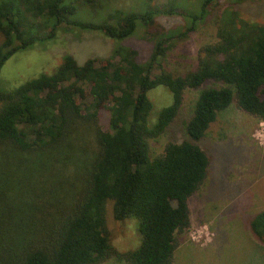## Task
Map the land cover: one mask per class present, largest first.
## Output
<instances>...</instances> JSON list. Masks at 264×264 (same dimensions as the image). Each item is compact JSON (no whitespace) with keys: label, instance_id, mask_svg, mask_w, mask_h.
Listing matches in <instances>:
<instances>
[{"label":"trees","instance_id":"obj_1","mask_svg":"<svg viewBox=\"0 0 264 264\" xmlns=\"http://www.w3.org/2000/svg\"><path fill=\"white\" fill-rule=\"evenodd\" d=\"M218 2L201 0L192 12L169 0L163 8L116 9L92 22L74 16L76 7L66 0H0V70L16 51L51 39L60 27L122 40L140 22L148 38L161 35L144 62L137 49L123 46L81 64L66 54L52 73L0 89V264H101L112 256L127 264L172 263L177 236L190 226L188 198L210 163L198 141L233 101L264 121V24L224 8L213 20L216 40L199 47L192 68L173 73L163 65L170 40L194 32ZM162 14L189 22L164 36L154 32ZM159 85L170 91L171 103L149 126L148 92ZM201 86L184 113V91ZM102 110L108 111L105 127ZM175 128L180 140L167 141L153 156L149 140ZM15 157L18 165H32L26 176L10 172ZM52 169L60 176L47 190L49 176L39 171ZM109 200L115 220L137 219L135 249L112 244ZM250 228L264 240V210Z\"/></svg>","mask_w":264,"mask_h":264},{"label":"rangeland","instance_id":"obj_2","mask_svg":"<svg viewBox=\"0 0 264 264\" xmlns=\"http://www.w3.org/2000/svg\"><path fill=\"white\" fill-rule=\"evenodd\" d=\"M66 2L76 7L74 16L78 19L102 22L109 12L116 9L140 12L149 6L162 7L169 0ZM176 2L182 9L193 12L201 0ZM224 8L236 11L238 18L244 21L264 24V0L242 3L219 0L209 12L212 15L205 22L199 21L194 32L183 39L174 37L170 40V48L163 61L166 69L173 73H183L194 66L199 47L216 40L213 20ZM155 19L154 32L164 36L183 30L189 22L179 14H162ZM160 36L158 34L148 38L140 22H137L133 33L122 40L106 37L98 31L77 28L66 30L60 27L51 39L36 41L16 51L5 62L0 70V89L7 92L42 73H52L66 54L72 55L81 64L87 58H107L115 46H123L137 49V60L144 62ZM202 88L184 91V113H188ZM148 97L152 107L147 123L151 126L160 109L171 103V93L167 87L159 85L148 92ZM235 104L233 101L220 111L198 141V145L209 157L207 177L188 198L190 226L177 236L178 244L171 264H264V240L256 237L250 228L251 219L264 210V121L242 111ZM99 116L103 127L107 126L108 111H100ZM180 138L181 132L175 128L150 139L151 154L154 156L162 153L167 141ZM17 160L16 157L12 159L10 166L13 170L10 172L14 176H26V167L32 165H18ZM39 172L49 176L47 190L60 176L54 169L49 173L43 170ZM105 218L111 242L118 251L139 246L141 236L136 218L115 220L111 200L106 203ZM101 264L127 263L112 256Z\"/></svg>","mask_w":264,"mask_h":264}]
</instances>
